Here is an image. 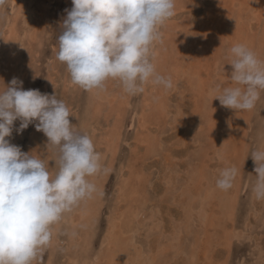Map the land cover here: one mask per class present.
<instances>
[{
	"label": "bare ground",
	"instance_id": "bare-ground-1",
	"mask_svg": "<svg viewBox=\"0 0 264 264\" xmlns=\"http://www.w3.org/2000/svg\"><path fill=\"white\" fill-rule=\"evenodd\" d=\"M183 1L174 0L175 6L179 5L174 10L179 9ZM224 2L220 3L219 1L214 12L213 9L207 8L206 18L203 21L193 20L187 22L186 25L183 23L166 24L163 29L166 46L160 44L154 50L152 62L157 73L166 77L165 73L168 71L174 79L184 76L185 83L191 85L192 106L187 112L182 109L178 112L185 134L182 143L189 140L196 144L193 161L188 162L185 168L186 175L181 176L176 170L178 157L169 156L170 153L168 154L163 149L160 138L152 135L153 137L145 139V136H142L144 131L141 129V135L139 137L136 135V139L138 142H144L143 154L138 151L137 155H130L127 162L122 165V168L126 167L127 170L119 173L112 206L113 211L111 212L113 214H111L112 218L106 229L103 246L92 258L83 257L80 259L79 257L83 254L76 253L72 257L74 264H223L219 262V258L213 256V246L216 244L226 245L227 258L233 238L243 235V232L239 233L240 231L236 230L232 219H234L242 180V169L246 158L247 129L252 110L237 111L221 106L219 100L214 98L218 93L213 89L216 85L221 86L220 91L225 87L237 86L230 80L232 67L228 64L231 57L229 50L234 45H245L256 54L258 59L264 61V27L263 31H257L261 26L260 20L264 17V0H224ZM25 6L16 0H10V8L4 11L0 6V24L3 21L5 28L4 40L2 39L1 44L4 46L5 43H8L7 53L11 59L9 67L11 72L9 75L7 72L6 77L3 76L4 80L0 81V92L5 90L13 77L23 80L25 76L22 69L15 67L21 53L19 48H23L22 39L19 40V20ZM25 22L27 23L26 19ZM21 26L23 27V25ZM40 26L39 23L37 27L35 24L24 26L23 29L30 34L29 42H31L30 38L32 40L40 38L38 34ZM168 43H170L169 48H167ZM169 54L170 59L168 60ZM214 58L217 64L214 70L220 71L218 77L213 76L209 71L210 60ZM164 69L167 71L165 72ZM106 82L103 90L94 89L91 91L88 111L79 127L87 134L89 125H92L94 119H99L103 115L104 107L108 106L107 110L113 116L112 121L107 122L108 126L102 137L95 136L96 128L93 125L92 132L89 131L87 135L96 144L106 141L104 143L105 152H110L114 159L121 142L122 108L129 104L130 97L123 91L121 85L113 89L112 85ZM153 89L155 90V85H145L140 99L142 106L139 114V126L144 129L151 122L160 121V115L167 113L163 90L153 92ZM183 96L184 92L181 96L182 99ZM261 128L263 137L259 149L264 150V113ZM44 152L43 144L35 139L29 153L43 159L52 174L53 171L47 160L49 154L44 157ZM211 155H215L217 158L216 165L211 168L212 170L210 169V160L214 157L211 158ZM148 156L164 157V170L162 171L164 186L160 196L163 197L166 194L170 200L180 202L183 207L184 213L179 219L180 225H171L167 230L161 228L158 217L154 215L156 212L152 209L144 214V218H141L144 212L141 204L146 201L147 193L145 194V192L148 189V182H150L149 169L146 168L147 165L144 167L141 163ZM226 167L237 169L232 187L227 191L216 185L220 172ZM103 178L104 175L101 172L87 177L90 182L96 185L97 191L91 198L81 201L64 215V218L68 219L70 223L71 243L83 237L87 241L90 226L96 222L97 214L103 205L101 194ZM179 178L181 179L179 180ZM256 208L257 211H264V201L261 206ZM229 219L232 220L230 225L227 224ZM58 224L59 222L56 223V228ZM135 224L138 228L134 227ZM192 226H195L197 230L194 231ZM144 227L152 232L157 230L162 232H154L153 237L142 244L136 234H140L139 229ZM185 234L191 236L188 247L184 245ZM162 236L165 237L164 240H162ZM146 243L147 245H145ZM201 254L206 257L205 261L201 259ZM263 261L264 257H261L256 264H262ZM50 263L48 261L47 264Z\"/></svg>",
	"mask_w": 264,
	"mask_h": 264
},
{
	"label": "clouds",
	"instance_id": "clouds-1",
	"mask_svg": "<svg viewBox=\"0 0 264 264\" xmlns=\"http://www.w3.org/2000/svg\"><path fill=\"white\" fill-rule=\"evenodd\" d=\"M5 3L0 0V6ZM174 8V0H72L56 59L66 65L71 84L85 91L103 90L109 79L118 80L129 95L143 93L148 84L170 89L171 79L156 71L152 49ZM229 51L230 80L237 86L220 91L216 85L214 98L226 108L252 110L264 90V61L243 44ZM70 116L56 94L24 90L16 77L0 92V264H32L49 245L52 226L97 191L87 177L101 171L100 154L91 138L73 127ZM17 120V134L38 121L35 130L47 137V151L56 153L54 175L43 159L6 139ZM250 154L256 173L253 192L264 199V150ZM236 174L235 167L224 168L217 187L230 189Z\"/></svg>",
	"mask_w": 264,
	"mask_h": 264
},
{
	"label": "rangeland",
	"instance_id": "rangeland-1",
	"mask_svg": "<svg viewBox=\"0 0 264 264\" xmlns=\"http://www.w3.org/2000/svg\"><path fill=\"white\" fill-rule=\"evenodd\" d=\"M219 1L220 3L224 2V0H184L181 4V7L174 10V18L172 16L163 24V26L159 28V31L161 33V40L159 42H156L153 46V57L154 50L157 49L160 44L166 46V38L164 37L163 32L166 24L183 23V25H186L187 22H191L193 20L203 21V19L206 18V9L209 8L213 9V12L216 11V8L219 5ZM16 2H22L23 6H25L26 4V6L24 7L25 10L23 9L25 12L22 10V16L19 20V40L21 41L22 39L21 42H23V48H19V52H21L20 57L16 62L17 64L15 63V67L22 69L23 73H25L23 80H20L23 81V89H39L42 94H56L58 99L61 98L60 100H63L65 102L70 111V123L77 131L85 133L84 131H82L81 127H79V124L84 121V117L87 114L91 91H85L78 86L71 84L70 75L65 69L66 65L61 62L59 63V61L56 59V52L58 51L57 40L59 35L62 34L63 31L61 23L67 15L65 9L70 10L72 8V0H16ZM177 6L179 5H176L175 7ZM2 7L3 11L7 8H10V0H6V3ZM234 15L237 14L234 13ZM24 18L27 20V23L25 22ZM260 22L261 26L257 30L259 32L263 31L262 28L264 27V17L261 18ZM38 23L41 25L39 27L40 32L38 33L40 35V38L33 40L30 38L31 42L33 43L31 45V42L28 41L30 34L26 33L27 31L23 28L24 26H30L31 24H35L37 27ZM21 25H23V27ZM192 26L195 27L194 24H192ZM4 29L5 28L3 25V21H1L0 81L4 80L3 76L6 77L7 72L8 75L9 72H11V70L9 69L11 59L9 54L7 53L8 43H5L4 46L1 44L2 39L4 38ZM169 44L170 43H168L167 48L170 47ZM169 59L170 54L168 56V60ZM215 66H217V64L214 58L213 60H210L209 71L210 74L218 77V73H220V71H215ZM164 71L166 72L167 70L164 69ZM165 74V78L171 79L172 87L170 89H165L162 86H155V90L153 89L152 91L155 92L163 90L162 92H164V101L167 105V113L165 114L166 116L160 115V121H156L154 123L151 122L146 126L145 129L140 127L139 114L142 106L140 99L143 93L137 95H129V104L124 105L122 108L123 126L121 127V142L120 147L115 154V158H112L110 152H105L106 146L104 143L106 141H103V143L100 144H96L93 142L95 151L100 154V172L104 175L101 188L103 205L97 214L96 222L90 226V229L87 233V241H85V238L83 237L79 238L74 243H71L70 223L68 222V219L64 218V213L61 219L58 221L59 224L57 228L56 223L51 228L52 235L49 245L44 249L42 256L34 260L32 264H47L48 261L51 262L50 264H74V259H72V257H74L76 253H82L83 255L79 257L80 259H82L83 257L92 258L95 253L99 251L100 247L103 246V239L106 233V229L110 219L112 218L111 214L113 213L111 212L113 211L112 206L114 202V195L116 193V183L119 180V173L120 171L126 172L127 170L126 167L122 168V165L127 162L130 155H137L138 151H141V154H143L144 142H138V140L136 139V135H138V137L141 135V129L144 131L142 133V136L144 135L145 139L151 138L153 136L160 138V141L163 144V149L166 150L168 154L170 153L169 156L178 157V159L176 160L178 162V164H176V170L179 171L181 176L186 175L185 168L188 162L193 161L192 158L194 157L196 144L193 141L189 140L185 143H182L185 134L183 133L182 124H180L182 120L180 119V115L178 114V112L181 109L182 111L187 112L192 106L193 98H191L190 96L191 85L189 83H185L186 79L184 78V76H181L178 79H174L173 75L168 71ZM59 78L60 80L58 81ZM106 83L112 85L113 89L121 85L118 80L113 79L107 80ZM183 92L184 96L182 99L181 96ZM107 109L108 106H105L102 111L103 115H101L99 119H94V122L92 123V125L96 128L94 133L97 137H102L105 128L108 126L107 122L112 121L113 115H110ZM263 113L264 90L260 91L259 100L256 102V105L252 109L249 117V127L247 129L246 140V158L244 160V166L242 169V180L238 192L235 215L234 219H232L234 220L236 230L238 232L240 231L239 233L243 232V235H238L237 237L233 238L230 243V251L228 252L229 255L227 256V258L226 245L216 244L213 246L212 250L213 256H215L217 259L219 258V262L223 264H256L261 257H264V211L255 210L257 209L256 207H258L259 205L261 206V203L262 201H264V199H257L253 192V187L256 182V173L254 172L255 165L250 154L251 151L260 148L261 139L263 137V131L261 128ZM36 123H38V121H33V123L30 124L28 128L22 132V134L18 135L16 132V128L19 127L20 121H14L12 135L11 137H6V139L9 140L10 143L20 146L21 150L27 153H29L33 141L35 139L39 140L45 147L44 157L49 154V158L47 157V160L50 164V169L53 171L52 174L54 175L57 171V167L54 163L56 159V153L51 149L47 151V137L42 132H38L35 130ZM92 125H89V131L91 132L93 130ZM194 137L196 138L197 136ZM210 157H214L210 160L211 169L216 165L217 158L215 155H211ZM163 160V156H148L145 161L141 163L143 164V166L147 165L146 168L149 169L150 174V182H148V189L145 192V194L147 193L145 199L146 201L144 204H141L142 208H144V212L141 215V218H144V214L152 209L156 212L154 215L158 217V223L161 224V228L163 227V229L167 230L171 227V225H180L181 221L179 219L183 215L182 213H184V211L180 202H174L170 200L168 195L166 194L163 197L160 196V192L163 191L162 188L164 186L162 178V171L164 170ZM180 179L181 178H179V180ZM255 204H257V206H255ZM232 220L229 219L227 224L230 225L232 223ZM134 227H137L136 224ZM192 228L194 231L197 230L195 226H192ZM139 231L140 234L136 235L137 239L141 240L142 244H144L146 240L149 241L150 238L153 237L152 235L154 234V232H162L161 230L152 232L146 229V227L140 228ZM164 238L165 237L162 236V240H164ZM190 239V234H185L184 245H189ZM145 245H147V243ZM200 257H202L201 259L205 261L206 257H203L202 254L200 255ZM261 263L264 264V261Z\"/></svg>",
	"mask_w": 264,
	"mask_h": 264
}]
</instances>
